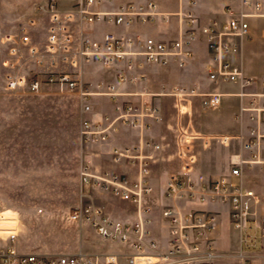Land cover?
<instances>
[{
  "label": "built area",
  "instance_id": "2783aa9c",
  "mask_svg": "<svg viewBox=\"0 0 264 264\" xmlns=\"http://www.w3.org/2000/svg\"><path fill=\"white\" fill-rule=\"evenodd\" d=\"M194 2L190 0L192 6ZM97 3L99 0H78L68 10H61L55 1L37 5L38 11L48 17L46 35L42 40L34 35L33 29L38 21L33 17L19 22L14 31L4 33L0 43L8 53L1 61L0 91L22 88L36 92L43 85L51 84L75 91L85 106L94 94L79 78L83 65L87 63H124L131 69L149 63L167 64L171 60L185 64L193 56L190 40L194 38L196 17L192 9L178 13L187 30L176 40L125 37L112 32L96 39L82 31L77 32L75 24L78 22L83 26L86 22L96 21L117 25L151 23L162 15L154 2L95 11L92 7ZM225 15L224 21L214 20L203 29L212 56L207 64L209 81L214 84L243 81L242 86H245L253 80L243 75L229 55L239 49L235 38L249 36L250 18L264 15V0H229ZM126 79L124 73L118 74L115 83L107 85L102 93L117 98L121 93L116 85ZM158 95L174 99L177 116L174 140L164 144L148 141L133 147H115L112 151L115 161L128 160L138 166V180L130 181L126 175L108 171L97 172L88 164L80 169L83 184L100 187L136 204L138 220L135 223L114 220L88 202L79 203L69 214V220L91 226L101 238L124 249L97 254L64 252L51 256L22 252L17 245L21 225L19 215L17 212L8 215L1 210L0 264H215L226 256L218 248L215 236L221 211L193 206L206 202L228 206L230 223L241 232L242 249L237 257L241 264H254L248 260H254L251 253L264 238V203L253 189L242 184L241 178L246 166L264 167V105L253 98L249 105L241 107V111L250 112V118L255 121L244 139L242 135L204 134L183 123L190 114L193 98L201 97V105L206 109L217 108L222 102V93L175 86L163 89ZM239 95L255 96L247 92ZM162 118V110L156 103H127L115 117L107 115L103 121L97 122L83 119L80 134L83 141H104L115 129L117 121L148 128ZM233 142L239 144V150L231 155L230 175L209 178L195 172L203 151ZM147 148L167 149L181 160L180 170L171 173L166 186L165 195L171 203L164 206L160 214L167 229L163 241L154 237L149 227L152 207L144 203L152 192L149 175L154 159ZM245 248L249 251H244Z\"/></svg>",
  "mask_w": 264,
  "mask_h": 264
},
{
  "label": "crops",
  "instance_id": "0c3cea01",
  "mask_svg": "<svg viewBox=\"0 0 264 264\" xmlns=\"http://www.w3.org/2000/svg\"><path fill=\"white\" fill-rule=\"evenodd\" d=\"M194 1L192 6L190 0H99V3L92 7L95 11H111L120 5L154 2L162 15L157 21L151 23L135 22L131 25H117L96 21L86 22L83 26H80L78 22L75 24L77 32L82 31L85 35L96 39H102L105 33L112 32L125 37H153L159 41H172L181 38L187 30L186 24L178 13L192 9L196 17L194 38L190 40L193 56L185 64L171 60L167 64L149 63L131 69L124 63L113 65L87 63L83 65L79 78L90 87L94 94L85 106L79 100L81 125L83 119L97 122L103 121L107 115L115 117L127 103L135 105L156 103L162 110L163 118L148 128L117 121L115 129L104 141L87 142L81 138L82 146L78 156L79 179L81 167L88 164L92 170L97 172L108 171L126 175L130 181L138 180V166L131 164L128 160L115 161L112 151L115 147H133L148 141L164 144L174 140L177 126V116L173 107L174 99L171 96L158 95L163 89L186 86L196 87L201 92L215 90L222 93V102L217 108L206 109L201 105V97L193 98L190 114L183 119V123L188 128L204 134L242 135L244 139L248 136L255 121L250 118V112H242L241 107L249 105L253 98L258 99L260 104L264 105V15L250 18L249 36L235 38L239 49L229 55V59L241 68L243 75L252 79L253 82L245 86H242L243 81L214 84L209 81L208 77L207 64L212 56L208 50L207 37L203 29L214 20L224 21L227 18L225 9L229 0ZM37 5L35 11L26 17H33L38 21L33 29L35 37L38 38V33L46 34L48 17L47 14L38 11ZM57 5L61 10H68L73 7L63 8L58 3ZM2 48L5 51L0 58V64L8 53L6 47L0 43L1 55ZM120 73L127 76L126 81L116 85L117 91L121 94L117 98H113L102 93L106 90L107 85L115 83L116 76ZM240 92L251 93L255 96L241 97ZM219 146L223 148L221 150H208L207 148L206 152H202L200 161L194 168L195 172H201L209 178L230 175L231 155L234 151L239 150V144L233 142V144ZM226 150L228 154L225 152ZM147 152L153 154L154 159L150 165L149 175L152 192L144 200V203L152 207L149 227L153 231L154 237L163 241L166 238L167 229L160 214L162 208L171 203V200L165 195L166 186L171 173L180 170L181 160L173 156L167 149L153 150L147 148ZM233 180L237 179L233 178ZM241 182L246 188L253 189L264 203V167L258 165L244 167ZM81 188L82 202H88L101 208L110 218L125 223H135L138 220V206L136 204L123 200L120 196L97 186L85 185L81 182ZM160 196L163 198V203H166L158 208L154 201ZM117 200L123 208L120 209L114 205ZM193 206L221 211L215 236L218 248L226 256L217 260L215 264H226V260H231L229 255L234 248L236 251H232V253L242 249L241 232L230 223L227 213L228 206L210 202L195 203ZM160 225L163 227V231L159 233ZM77 226L79 233L77 244L65 249L63 253L79 251L87 254L103 253L104 251L99 248V245L106 240L101 238L87 224ZM224 227H228L230 233L236 236L235 246L230 247L226 244L222 235ZM17 245L22 252H30L23 249L18 241ZM256 251L261 254L256 258L254 264H264V238Z\"/></svg>",
  "mask_w": 264,
  "mask_h": 264
},
{
  "label": "rangeland",
  "instance_id": "374dc122",
  "mask_svg": "<svg viewBox=\"0 0 264 264\" xmlns=\"http://www.w3.org/2000/svg\"><path fill=\"white\" fill-rule=\"evenodd\" d=\"M47 1L70 8L78 0H0V36L14 31L38 3ZM45 35L38 33V38ZM4 51L2 48L0 58ZM2 71L0 64V81ZM79 100L75 91L51 84L36 92L22 88L0 91V211L18 213V243L30 252L58 255L78 242L79 223L69 220V214L82 202ZM222 148L216 145L208 150ZM154 202L158 208L166 203L162 196ZM114 205L123 208L118 200ZM227 228L223 238L228 246H235L236 236ZM99 248L104 252L124 249L108 241ZM232 251L226 264H241L237 257L240 251ZM260 254L251 253L254 260L248 263Z\"/></svg>",
  "mask_w": 264,
  "mask_h": 264
}]
</instances>
